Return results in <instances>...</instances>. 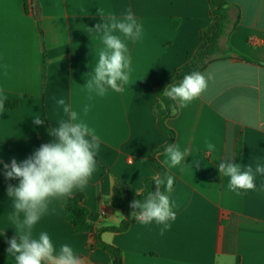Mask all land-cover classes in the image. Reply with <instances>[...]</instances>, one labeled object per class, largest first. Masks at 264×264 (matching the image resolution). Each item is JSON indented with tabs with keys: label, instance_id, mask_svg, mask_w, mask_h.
<instances>
[{
	"label": "crops",
	"instance_id": "crops-1",
	"mask_svg": "<svg viewBox=\"0 0 264 264\" xmlns=\"http://www.w3.org/2000/svg\"><path fill=\"white\" fill-rule=\"evenodd\" d=\"M226 1L232 20L240 16L229 42L250 61L212 62L202 72L207 90L187 107L176 101L178 112L167 124L176 132L174 145L186 154L184 163L169 170L176 219L163 235L161 225L134 218L126 231L104 232L103 240L122 250L125 264H235L237 258L240 264H264V175L257 174L255 190L237 194L217 167L225 160L242 170L264 164V0ZM37 7L39 21L24 0H0V96L20 103L0 108V264H15L7 253L15 236L7 188L19 183L5 178L3 165L22 162L56 139L46 131L44 114L51 129L68 119L56 103L64 99L95 130L96 171L73 195L84 194L95 226H118L125 216L112 204L114 175L139 192L146 177L157 176L150 152L169 138L157 125L154 88L187 62L210 24L209 0H37ZM128 9L142 25L140 39L121 37L131 60L129 81L122 92L90 93L85 86L103 47L102 33L94 30L104 22L99 10L107 19L122 18ZM37 115L42 125L34 123ZM165 158L164 151L157 155L162 164ZM41 231L57 247L70 244L82 264L110 263L107 252L91 247V234L72 232L60 200L34 226V234Z\"/></svg>",
	"mask_w": 264,
	"mask_h": 264
},
{
	"label": "clouds",
	"instance_id": "clouds-1",
	"mask_svg": "<svg viewBox=\"0 0 264 264\" xmlns=\"http://www.w3.org/2000/svg\"><path fill=\"white\" fill-rule=\"evenodd\" d=\"M103 23L95 26V31L102 33L103 47L95 53L96 63L87 79L86 88L90 93L104 95L109 89L122 92L128 83L131 60L128 47L121 37L138 40L142 36V25L128 9L122 18L114 15L105 19L99 10ZM208 88V78L199 71L185 74L177 83L165 87L163 94L180 107H187L198 99ZM56 103L63 106L68 119L61 120L50 134L57 138L42 144L31 156L22 162L12 159L4 164L6 179H17V186L8 185L7 195L12 201L14 212L10 219L15 229V236L7 242L15 264H82V258L68 243L59 247L53 242L47 231L34 234V226L49 211L53 200H68L76 190H83L89 183L97 168L96 156L100 148V138L95 130L80 118L66 104L64 99ZM0 108L3 103L0 102ZM87 108H85V112ZM34 123L42 125L40 115L34 116ZM211 150L215 146L207 145ZM164 166L171 170L184 163L186 154L176 145L169 144L164 149ZM220 176L229 178L228 187L232 191L244 192L255 190L257 174L264 175V164L257 163L255 168L248 165L245 170L240 164L228 160L217 165ZM155 191H147L143 202L134 199L129 207L130 215L142 224L155 222L161 225L160 233L170 227L176 219L173 210L174 201L169 194L173 189L174 177L165 173L154 178ZM163 188V191L161 190ZM142 192L136 193L141 195Z\"/></svg>",
	"mask_w": 264,
	"mask_h": 264
},
{
	"label": "trees",
	"instance_id": "trees-1",
	"mask_svg": "<svg viewBox=\"0 0 264 264\" xmlns=\"http://www.w3.org/2000/svg\"><path fill=\"white\" fill-rule=\"evenodd\" d=\"M25 10L33 12L39 21V13L37 0H24ZM210 3V24L201 31L200 44L196 51L190 56L186 63L164 77L154 88V94L157 102L153 106V111L157 117V125L162 133L168 136L166 144L154 147L150 152V164L156 172V177H146L143 181V190L141 195H136L137 189L127 183L119 175L115 174V184L113 190L112 204L115 208L122 211L125 218L118 226L97 227L89 221L90 211L84 205L85 196L83 193L73 195L68 200H60V203L65 211L66 219L72 227L74 234L88 233L94 237L93 248H99L109 254V264H125L123 252L118 247L108 244L102 238L104 232H123L126 231L132 221L130 213L132 209L129 207L130 202L134 199L143 202L144 194L147 191H155L154 178L163 176L165 173L170 174L169 170L157 159V155L164 151L169 144H174L176 132L171 129L167 121L178 112L176 101L164 96L163 91L166 86L171 83L181 81L185 74L192 71L203 72L209 64L217 60H223L232 57H239L245 61H250L249 58L235 50L229 42L230 33L237 27L240 16L233 21L230 15L232 5L226 0H209ZM179 20L172 22V26L176 27ZM42 35V31H41ZM47 61L44 60V72L46 71ZM0 102L3 103V108L17 109L20 105L19 100H5L0 96ZM45 127L47 133L50 134V124L44 114ZM53 137V136H52ZM55 138V137H54ZM57 139V138H56ZM237 151H241V142L239 141ZM102 163L100 160H98ZM103 164V163H102ZM174 187V183H173ZM163 191V188L161 189ZM139 192V191H138ZM5 250V242L0 239V258ZM235 264H240V259L237 258Z\"/></svg>",
	"mask_w": 264,
	"mask_h": 264
}]
</instances>
